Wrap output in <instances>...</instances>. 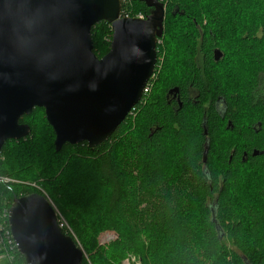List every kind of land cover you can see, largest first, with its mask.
<instances>
[{"label":"trees","instance_id":"obj_1","mask_svg":"<svg viewBox=\"0 0 264 264\" xmlns=\"http://www.w3.org/2000/svg\"><path fill=\"white\" fill-rule=\"evenodd\" d=\"M162 5L164 20L156 45L157 61L162 50L160 40L164 42L166 54L161 68H157L156 62L147 89L131 108V115H136L134 131L137 137L129 153L120 146H116L119 148L116 152L113 146L125 135L129 113L104 142L94 147H89L86 142L64 143L59 151H55L54 132L43 114L42 118L39 114L44 109L34 107L30 114L19 118L20 123L29 126V134L18 141L6 140L0 157L10 142L17 141L13 158L22 170L29 167L33 156L51 142L57 161L55 165L50 161L48 168L51 176L59 173L57 181L51 180L48 190L43 183L38 184L44 187L48 198L51 195L56 199L64 192L62 182L71 170L68 163L63 164L64 160L72 158L76 152L86 155L90 160L87 166L83 165V160H76L74 170H79L74 187L80 186L85 191L86 183L90 185L94 192L87 194L94 203L91 205L97 208L98 219L96 217L94 221L81 212L69 216L60 202L55 201L60 209L57 210L74 234L72 239L82 244L86 252L93 250L98 230L104 226L119 232L122 253L137 255L141 264H221L223 257L228 264H264V0H164ZM121 6L133 17L138 14L145 17L150 11L140 0H130ZM196 23L203 28L200 46L212 69L209 82L217 80L216 70L221 63L229 69L232 90L225 98V116L230 119L231 127H225V117L222 118L212 104L204 111V99L191 102L181 97V107L173 100L170 104L166 101L170 86L181 85L184 91L190 82L188 70L192 68L193 36L199 33ZM232 28H236L237 49L228 53L226 40ZM90 35L93 52L101 57L109 49L110 24L97 22ZM174 40L177 44H168ZM177 45L181 51L175 54ZM212 47L223 51L222 59L216 63L212 61ZM175 59L178 62L174 63ZM242 66L253 68L250 77L245 79L239 75ZM202 119L207 128L206 135L201 127ZM223 133L226 137L227 134L238 136L245 143L242 146L224 144ZM192 134L196 144L189 150L186 143ZM176 148L178 153L168 160V154ZM205 149L206 160L203 161ZM253 150L259 154L252 155ZM214 156L215 167L212 165ZM92 165L94 183L89 180V174L87 177L81 175L84 168ZM4 171L12 173L0 158V175H6ZM244 171L250 176V182L244 187L250 197L241 211L234 212L231 198L238 194ZM0 185L5 184L0 182ZM25 185L27 187L19 191H12V188L9 193H14L13 197L31 192L42 194L32 185ZM8 188L11 187H2L3 192ZM131 198L140 203L136 219L128 212L127 204ZM184 200L198 210L201 228L196 242L193 229L184 217L181 205ZM4 205L8 209L10 203ZM81 216L92 222H83ZM120 225L125 226L124 232L118 229ZM224 238L230 242L228 248ZM0 264H25V261L14 249L12 258L1 259Z\"/></svg>","mask_w":264,"mask_h":264},{"label":"water","instance_id":"obj_2","mask_svg":"<svg viewBox=\"0 0 264 264\" xmlns=\"http://www.w3.org/2000/svg\"><path fill=\"white\" fill-rule=\"evenodd\" d=\"M140 1L151 7L144 18L120 17L121 0H0V152L6 140L29 134L19 118L34 107L44 109L55 151L64 143L94 147L111 136L157 62L164 8ZM99 21L111 27L101 57L90 35ZM8 224L25 264H82V250L59 228L44 195L14 197Z\"/></svg>","mask_w":264,"mask_h":264},{"label":"rangeland","instance_id":"obj_3","mask_svg":"<svg viewBox=\"0 0 264 264\" xmlns=\"http://www.w3.org/2000/svg\"><path fill=\"white\" fill-rule=\"evenodd\" d=\"M163 8H164V6H163ZM141 18H144V16L142 15ZM235 31H236V28H232V31L230 30V34L228 35V39L226 40L227 41L226 50L228 51V53L237 49V37L234 36ZM172 37H174V36H172ZM105 39L109 40V38H107V37H105ZM171 42H172V45L177 44L176 40L170 41L168 44H170ZM159 43H160V50L161 49L162 50H161V54L159 55V59L157 61V65H158L157 68L162 67L163 55L166 54L165 50H164V48H166L164 46V42L162 40H160ZM180 51H181V49L177 45V48L174 51V53L176 54L177 52H180ZM173 62L174 63L178 62V60L175 59V60H173ZM174 72L175 71H173V73ZM238 72H239V75L241 77L246 79L252 75L253 68H249V67L246 68V67L242 66ZM231 78H232V76H230V79ZM153 80L155 82V80H157V76L154 77ZM39 114H40V116L43 114V117L45 118L44 110H43V112H40ZM36 116L37 115L34 114V118ZM135 116H136L135 114L130 115L129 125H127L125 127V130H124L125 135L121 136L116 141L120 145H117V143L116 144L114 143L113 146H114V150H116V152H119V148L116 146H120L121 149L123 148V150L125 151L126 154L132 150V146H133L132 144L134 143V140L137 137V133H136V131H134V128H135V119L134 118H135ZM41 118H42V116H41ZM38 119H39V117H36V120H38ZM189 119L191 120V118H189ZM222 136H225L224 144H228L229 146H242V144L245 143V141L238 136L236 137L234 135L227 134V137H226L225 133H223ZM175 139L176 138H174V140ZM17 141L13 142V143L10 142L6 146V148L4 149V151L2 152V155L0 157L1 162H3L7 168L9 167L11 172H12L10 174L8 171L7 172L4 171L5 172L4 174H6V175H3V176L0 175V177L5 179L4 181L0 180V182L11 187V188L6 189L8 191V193H6L7 191L3 192L4 190L2 189V187H4L5 185L4 186L2 185V187L0 185V192L3 195V197H2L1 193H0V199H1L0 200V205H1L0 211L3 208H6L4 205L5 202H7V203L9 202L11 204V202L13 200V199L11 200V196L13 197L14 193L10 194L9 191H11L12 188H13L12 191H19V190H22L24 187H27L25 184H28L29 186L32 185L31 187H35L39 191H41L42 195H44L47 198V200L50 202V204L54 207L56 214H59L62 218H64V217L57 210V208L59 209V207L56 205L55 201L60 202V204L68 212V215L69 214L72 215L74 212H81L86 217H89L94 221L96 220V217L98 219L99 216H96V213H95V210L97 208L95 206L91 205L94 203L91 202V198L87 194V192H91V193L94 192L92 189L89 188L90 185H88V183H86L85 191H83V189H80V186L74 187V183H75L74 180L76 177V171L78 173V170H79L78 168L76 170H74V167L76 165V160L77 159L83 160V163H84L83 165L87 166L88 163L90 162V160L86 157V155L83 154L81 156L80 153L76 152L75 153L76 155H73L72 158H67L66 160H64L65 163L63 162V164L68 163L71 167L70 172L66 175V180L62 182V185L64 187V192H60V195L57 196L56 199L54 197H52L50 194H49L50 197L48 198V196L45 195L46 192H45V190H43V188L45 187V189H47V190L50 189L51 188V180L57 181V175L59 174V173H55V174H53V176H51L49 174V168H48L49 162L52 161V164L55 165V163L57 161L56 157H54L53 152H52L51 142L43 150H41L36 156H33L34 159L30 163L29 167H25L24 169L21 170V167L18 165V163L13 158L14 149L17 148V146H18ZM195 141H196L195 135H193V134L191 136H189V138H187L186 144H187V148L189 150L192 149V147L196 144ZM174 142H177V141L175 140ZM121 149H120V151H121ZM178 151H179V149H177V148L171 150V152L168 154V160L171 161L173 155L178 153ZM215 156H214L213 162H212L213 167H215V159H216ZM92 167H93V165L90 168H84L81 171L82 172L81 175H85L87 177L89 174V180L91 181V183H94L95 176H94V172H93L94 168L91 169ZM241 176L243 179L241 181L242 183L239 184L238 194L231 198V207H232L234 212L241 211L245 207V205L247 204V201H249V197H250V193H247L244 189L246 184H248L250 182V176L247 175L246 171H244ZM218 179L220 181L221 177H219ZM38 183H40V184L43 183L44 187L42 186L43 187L42 188ZM99 192L100 191H98L96 193H99ZM86 201L90 204H88ZM207 204L209 205L210 203L207 202ZM181 205L183 206L184 217L188 221L191 228L193 229L194 242H196L198 240L199 235H200V228H201L200 222H199L200 217L198 214V210H197V208H195V205L190 203L188 200H184V202L182 201ZM127 206H128V212H129L130 216H134V218L136 219L137 218V216H136L137 215V208L140 206V203L136 199L131 198L130 202L127 204ZM4 210H7V208L3 209L0 212V218H1ZM71 215H69V216H71ZM81 218H82V216H81ZM64 220H65L66 224L63 227V230L66 231V230H68L69 225H67L66 219H64ZM82 221L83 222H92L88 218H82ZM118 229H121L122 230L121 232H124L125 226L120 225L118 227ZM98 231H99V233L97 234V236L95 238L96 245L93 248V250L90 252H86L84 250L83 246H81L82 244L80 245L79 242L76 240V245L82 250V254H83L82 260H84L83 262L85 264H141L137 255L130 254V253L129 254L122 253L124 251H122L123 248L121 246V241L118 240L120 235H119V232L117 230L106 228L103 226V227H100V229ZM69 235H71V234H69ZM223 241H224V244H226V246L228 248L230 246V242H228L226 238H224ZM5 245L7 246V243ZM225 256H226V254H225ZM132 258H134V261H131ZM227 261L228 260L224 257L220 260L221 264H228ZM207 264H212V262H208Z\"/></svg>","mask_w":264,"mask_h":264},{"label":"flooded vegetation","instance_id":"obj_4","mask_svg":"<svg viewBox=\"0 0 264 264\" xmlns=\"http://www.w3.org/2000/svg\"><path fill=\"white\" fill-rule=\"evenodd\" d=\"M148 7V6H147ZM151 11V7H148ZM149 11V12H150ZM139 18V17H138ZM197 24V23H196ZM199 33H196L193 36V58L191 59L192 68L188 70L189 73V83L186 84L184 91L181 85L174 84L170 86L166 92V101L170 104V101L173 100L174 103H177L179 107L183 105L181 97L189 99L191 102L197 99L203 100V109L206 111L207 107L212 104L213 108L222 115V118L225 117V127H231L230 119L226 115L225 107V98L227 95H230L229 92L232 88L229 86V69H225L222 63L219 68L216 70L217 80L209 82V77L211 74L210 62L205 60L204 51L201 49L202 41V32L203 28L198 24L196 26ZM211 33V31H209ZM198 34V35H197ZM215 49H218V59H215ZM223 57V51L218 47H212V61L214 63L220 61ZM174 107V104L171 106ZM203 120V119H202ZM205 120L203 123L201 121V127L206 129ZM206 135V133H204ZM245 155V152H243Z\"/></svg>","mask_w":264,"mask_h":264},{"label":"built area","instance_id":"obj_5","mask_svg":"<svg viewBox=\"0 0 264 264\" xmlns=\"http://www.w3.org/2000/svg\"><path fill=\"white\" fill-rule=\"evenodd\" d=\"M159 1L161 3H164V0H159ZM123 3H130V0H121V5H123ZM120 17H129V15L126 14L124 12V10H122V6L120 9ZM134 17L141 18L142 15L138 14ZM145 88L147 89L146 86H145ZM145 88H144V91H145ZM131 112L132 111L130 110L128 115H131ZM0 180L4 181L5 179L0 177ZM56 215H57V224H58L59 228L62 230V232H64L65 234H67V232H69L71 235H74L69 226H68V230H66V231L63 230V227L65 226L66 222H65L64 218H62L59 214H56ZM7 218H8V209L3 211L2 216L0 218V260L5 259V258L11 259L12 258V251L14 249L17 250L16 244L13 240L12 235H11V231L9 228ZM67 235H69V234H67ZM6 243H7V246L5 245ZM131 261H134V258H132Z\"/></svg>","mask_w":264,"mask_h":264}]
</instances>
